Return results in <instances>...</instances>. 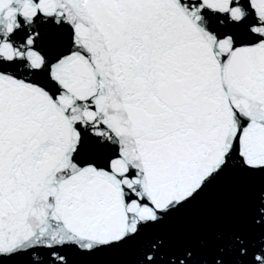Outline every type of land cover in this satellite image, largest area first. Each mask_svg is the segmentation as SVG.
<instances>
[{"label":"snow or ice","instance_id":"snow-or-ice-1","mask_svg":"<svg viewBox=\"0 0 264 264\" xmlns=\"http://www.w3.org/2000/svg\"><path fill=\"white\" fill-rule=\"evenodd\" d=\"M0 264H264V0H0Z\"/></svg>","mask_w":264,"mask_h":264}]
</instances>
